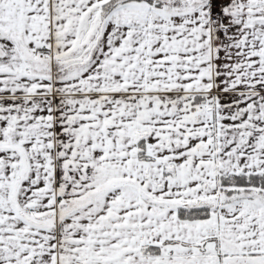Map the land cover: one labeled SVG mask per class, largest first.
Masks as SVG:
<instances>
[{
    "label": "snow or ice",
    "instance_id": "6c2138e0",
    "mask_svg": "<svg viewBox=\"0 0 264 264\" xmlns=\"http://www.w3.org/2000/svg\"><path fill=\"white\" fill-rule=\"evenodd\" d=\"M0 264H264V0H0Z\"/></svg>",
    "mask_w": 264,
    "mask_h": 264
}]
</instances>
